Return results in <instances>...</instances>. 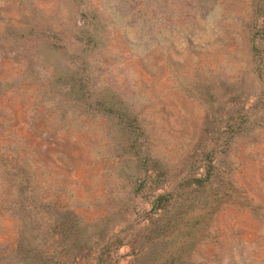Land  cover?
I'll return each mask as SVG.
<instances>
[{
	"label": "rangeland",
	"instance_id": "obj_1",
	"mask_svg": "<svg viewBox=\"0 0 264 264\" xmlns=\"http://www.w3.org/2000/svg\"><path fill=\"white\" fill-rule=\"evenodd\" d=\"M0 264H264V0H0Z\"/></svg>",
	"mask_w": 264,
	"mask_h": 264
}]
</instances>
